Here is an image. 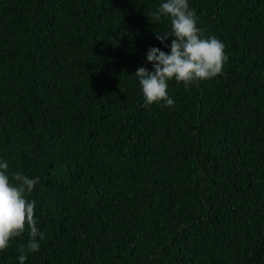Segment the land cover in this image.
<instances>
[{
  "label": "trees",
  "instance_id": "1",
  "mask_svg": "<svg viewBox=\"0 0 264 264\" xmlns=\"http://www.w3.org/2000/svg\"><path fill=\"white\" fill-rule=\"evenodd\" d=\"M163 2L0 0V163L37 180L45 236L25 264H264V0H189L228 60L146 106Z\"/></svg>",
  "mask_w": 264,
  "mask_h": 264
},
{
  "label": "clouds",
  "instance_id": "2",
  "mask_svg": "<svg viewBox=\"0 0 264 264\" xmlns=\"http://www.w3.org/2000/svg\"><path fill=\"white\" fill-rule=\"evenodd\" d=\"M154 17L170 18L171 32L158 33L161 42L172 39L170 54L157 47L149 49L147 61L153 64V71L145 67L138 68L135 76L142 88L145 105L164 102L173 106L169 97L168 82L176 80L189 87L194 81L211 79L222 72L223 64L228 60L224 53V44L216 37L204 38L197 25L195 11L189 6V0H167L160 4ZM7 162L0 163V251L6 250L13 238L20 237L29 230L30 239L21 246L18 257L25 264L28 253L38 252L44 233L37 227L35 216L36 201L29 200L37 180L22 172H16L11 179ZM39 238V239H37Z\"/></svg>",
  "mask_w": 264,
  "mask_h": 264
}]
</instances>
